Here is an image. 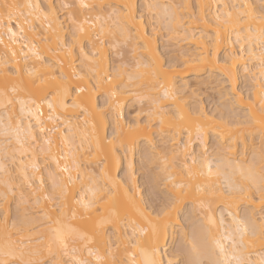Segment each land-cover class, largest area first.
<instances>
[{
	"label": "snow or ice",
	"instance_id": "1",
	"mask_svg": "<svg viewBox=\"0 0 264 264\" xmlns=\"http://www.w3.org/2000/svg\"><path fill=\"white\" fill-rule=\"evenodd\" d=\"M187 7L185 4L152 3L151 0L123 4L73 0L47 6L44 19L49 21V27L50 17L59 21L64 37L63 40L58 37L57 50L65 52L70 64L74 63L71 59L74 50L78 60L87 56L89 45L95 49L85 75L91 89L99 93L95 107L101 124L113 128L109 143L118 140L123 149L122 152L117 148L111 154L105 153L95 164V168H99L96 171L90 160L79 155L84 149L83 142L69 155L62 147L58 155H52V136L60 131L61 125L65 132H70L72 127L73 117L61 121L57 110L79 108L75 98L70 105L67 101L71 93L78 96L85 89L71 84L63 70V61L41 58L35 52L30 56L31 49L25 51L28 44H23L19 51L9 47L17 43L18 33L14 27L19 29L21 40L27 39L23 35L24 28L19 23L13 25V21L23 18L24 23H29V17L39 5L8 0L0 3V27L4 29L0 32V44H4V35L9 41L4 45L2 61L6 72L0 80V174L4 177L0 179L3 189L0 204L11 197L8 219L0 235V264H141L138 256L142 257V264H264V119L255 120L249 109L236 104L234 71V68L238 71L236 60L239 58L258 60L261 94L257 111L264 116V0L217 4L211 16V5L203 6L207 9L205 16H209L206 22L214 25L217 40L209 39L207 58L202 56L195 63L215 60L214 47L220 43L221 34L224 41L234 47L223 64L216 62L211 71L203 70L199 78L202 82L196 87L181 83L183 77L176 73L182 72L188 64L178 58L182 53L169 55V45H165L163 61L138 55L137 49L145 45H133L136 38L131 35L129 25V21L139 18L151 23L155 32L159 24L160 36L167 39V34L176 30L173 24L178 14L185 12ZM192 7L201 6L194 4ZM179 19L183 20L184 16L180 15ZM233 32L236 33L234 41L231 39ZM40 39L51 43L49 37ZM235 45H239L238 51ZM257 48L258 56L254 51ZM33 57L41 60L47 70L36 69ZM17 64L20 66L16 67ZM242 67L244 79L241 83L249 87L251 68L247 59ZM170 73L173 74L172 83L168 82ZM100 97L104 98L103 105L99 103ZM249 99H252L251 94ZM45 103L51 128L43 126L40 119L43 115L40 109ZM126 106L129 113L135 112V117L121 124L122 109ZM81 115L92 113L84 108L75 118ZM33 116L36 117L34 123ZM233 125L253 131L245 134L243 142H237L236 156L229 160L231 176L217 184L212 178L224 175V161L217 152L220 137L213 133L220 126ZM142 127L151 129V140L139 136ZM173 129L186 133L189 142L195 132L203 148L198 154H188L192 156L190 165L186 155V170L182 169L180 181L171 175H161L167 171L161 168V160L166 162L169 153L177 155L183 143L176 141ZM43 137L47 139L41 145ZM67 139L61 135L62 144ZM99 144L97 140L98 149ZM87 151L91 152V143ZM117 152L120 155L117 156ZM39 153L45 155V168L49 169L48 178L52 180L51 194L43 197L51 207H40L38 195L32 199L36 192L35 179L27 174V167L21 176L16 175L18 155L23 162L25 155L31 159V155ZM129 153L133 154L131 159ZM49 157L55 163V170H51ZM105 161L113 163L125 172V176L135 178L139 175L143 181L144 194L139 203L133 198L130 208L118 210L115 215L111 212L105 215L102 211L117 183L110 169L100 168ZM32 168L39 170L36 164H32ZM61 173L66 174L62 184L55 179ZM236 176L239 180L234 179ZM120 179L128 183L124 176ZM45 182L44 179L40 181L41 185ZM77 184L80 188L71 204L68 189ZM133 187L130 185L129 190ZM87 193H91V198ZM218 195L236 199V210L231 203L217 204ZM113 208H116L115 202ZM26 225L28 236L24 235ZM41 229H47L50 236L46 252L37 247L44 240ZM162 237L166 246L160 243ZM81 243L83 246L78 247Z\"/></svg>",
	"mask_w": 264,
	"mask_h": 264
},
{
	"label": "bare ground",
	"instance_id": "2",
	"mask_svg": "<svg viewBox=\"0 0 264 264\" xmlns=\"http://www.w3.org/2000/svg\"><path fill=\"white\" fill-rule=\"evenodd\" d=\"M3 0H0V3H2ZM8 2H16V3H31L33 5H39V8L33 12V15L29 17V23H24L23 18H21L20 21H13V25L19 23L24 28L23 35L27 38L25 40L20 39L19 35V29L14 27V31H17V43L13 45H9V47H13L14 50L19 51L21 46L23 44H28V48H25V51H28L29 48L31 51L29 52V55L31 56L33 52L37 53L41 58H47L52 61L61 60L63 61V70L66 72V74L69 77V80L71 84L74 87H80L84 88L85 91L82 93L77 94L75 92L70 94L69 100L67 103L70 105L72 103V99L75 98L76 102L80 104L79 108H71L68 109H58L57 115L61 116V121L66 122V117H73L71 120V131L65 132L63 126L61 125L60 131H58L55 135L52 136V140L54 141L53 148H52V155H58L59 149L62 147L64 150V153L66 155H69L72 151H74L77 146H79L82 142L84 144V149L81 150L79 155L85 157L87 160H90L94 170L99 171V168H95V164L98 160H101L104 158L105 153L111 154L115 152L117 148H120V142L118 140L113 141L112 143H109V141L112 140V134H113V128L111 126H107L105 124H101L100 122V116L97 112V109L95 107L96 104V98L99 96L98 92H95L90 87V81L88 79V76L85 75L89 71V66L92 63V53L95 51L89 45V47L86 49L87 56H81L80 59H75V50L73 52V56L71 59L74 61V63H69V58L66 57L65 52L63 50H57V40L58 37L60 40H63L64 33L60 30L59 27V21L53 19L50 17L51 21V27H49V21L44 19V13L48 11L47 6L49 4H55L59 6L62 3H71L73 0H8ZM86 2H99V0H86ZM105 2H111L116 4H123V3H130L133 2V0H105ZM145 3L149 2V0H144ZM152 3H160V4H185L187 5V9L185 12L178 14V18L176 22L173 24V27L176 29L173 32H169L167 34V39L164 37H161V39L164 38L165 43L168 44L172 49L168 53L169 55L176 54V53H182V55H179V59L181 61H185L188 64V67L185 68L182 72L178 71L176 75H179L183 77V80L181 81L182 84H185L187 86L193 87L197 86L198 83L202 82L200 81V76L203 74V70L207 68L209 71L213 69L216 62H219L220 64H223L224 60L228 57L229 53L233 51V45L230 43H226L223 38V34L219 37L220 43L216 44L214 47L215 51V60L212 62H209L207 59H205V62L202 64H197L195 61L199 60L202 56L207 58L208 48H209V39L211 38L213 41L217 40V37L215 35L214 25H211L207 23L206 21L209 19V16L213 15L216 12V5L217 4H229V3H237V2H243V0H151ZM247 2H252V0H247ZM258 2V0H257ZM200 5L201 7L193 9L192 5ZM204 5H211V13L209 16H205V12L207 11L206 8H204ZM221 11H226V9H221ZM195 12L196 15L193 16L192 13ZM183 15L184 19H179V16ZM36 17H40L37 19ZM4 22L7 23V19L5 17ZM129 25L131 28V35L135 37L136 39L133 41V45L139 43L145 45L143 49L138 48L137 54L142 55L144 57H148L150 59H156L158 61H163L164 59V53L160 51V48L163 47L161 44L160 47L158 45V36H159V24H157V31L153 32L152 25H150L147 22L141 21L139 18H137L135 21H129ZM238 27V26H237ZM34 29V30H33ZM3 27H0V32H3ZM243 35V34H242ZM40 37H49L51 39V43H45L43 42ZM4 44H0V80L3 79V73L6 72V69L3 67V59H4V52L5 47L4 45H8V36L4 35ZM231 39L234 41L236 39V33H231ZM162 43V42H160ZM32 45H35L33 48ZM184 48V50H182ZM227 49V50H226ZM235 49L238 51L239 45H235ZM58 51V54H57ZM256 56L259 55V50L254 49ZM105 54L107 55V49L105 50ZM19 59V56L17 57ZM248 60L249 67L251 68V72L249 74V87H247L248 94L245 96L238 91H236V104L240 108H247L250 110L253 118L255 120H261L264 119V116H262L257 111V106L260 103V69L258 67V60L255 57H245V58H239L236 60V65L238 66V71L234 68V71L236 72L235 76V82L237 85L238 81V75L239 73L242 74V77H244V70H243V64L245 63V60ZM81 61H83V65H81ZM33 63L36 69L41 71H46V66L41 62V60H36L35 57H33ZM252 65H257L256 67H252ZM12 65L10 64L9 67ZM20 65L17 64L16 67H19ZM83 66V71H81V67ZM75 73V75H74ZM172 75L169 74L168 82L172 83ZM83 76V79H79V77ZM190 77V78H189ZM255 79H252V78ZM186 78H189L187 81ZM249 94H251L252 99H249ZM219 98V97H218ZM101 102L100 105L104 104V98L100 97ZM127 99V98H124ZM225 99L227 100V93H225ZM123 102V101H122ZM39 103V101H37ZM19 106H17L18 108ZM29 108L32 111H35L34 108H32L31 105H29ZM84 108H87L92 115H81L79 119L75 118V115L77 113H80ZM128 108L127 106L122 109L123 116L125 109ZM40 112L43 113V115L40 117V119L44 122L43 126L47 128L52 127V123L48 121V114L49 110L47 108V104L45 103L44 106L40 109ZM63 113V115H61ZM95 117V119L93 118ZM135 117V116H134ZM132 117L131 119H133ZM33 123L36 120V117H32ZM130 120V119H129ZM87 121V123H86ZM27 119L25 120V123L27 124ZM127 120H121V124H126ZM113 123H115L113 121ZM96 125L95 128H93V125ZM165 128H167V122L165 124ZM38 131V129H37ZM126 131V128H125ZM173 131L176 133V141L180 143L183 141V143H180V148L178 149V154L173 155L172 153H169L167 161L161 160L160 166L162 169L166 168V172H162V176H168L171 175L175 178L176 181H180L183 179L182 169L186 170L185 168V158L187 155V163L191 164L192 156L188 155L191 153L198 154L201 151H203V148L200 145V141L196 139L195 132H193L192 140L189 142V137L186 133H181L178 129H173ZM253 131L252 128L249 127H242L238 125H233L231 127H225L220 126L216 129V131L213 133V135H218L220 137L218 142V148L217 152L218 154L223 158V166L222 170L224 175L220 177H213L212 179L219 184L221 181H226L228 177L231 176L232 168L229 167V160L232 157L236 156L237 152V142H243L244 136L246 133ZM67 136V142L61 143V135ZM140 137H147L149 140H151V129H144L143 127L140 130L139 133ZM231 137V139H230ZM44 139H47V137H43L40 140V144L43 145ZM131 139V138H129ZM97 140L100 141L99 149L97 148ZM205 140H207V136H205ZM250 142V139H249ZM91 143V152L87 151L88 145ZM187 144V147L184 145ZM206 146V145H205ZM46 148L47 146L44 145ZM171 147V145H170ZM123 149L120 148V152H122ZM120 152H117L116 155H120ZM132 153H129V159L132 158ZM49 163L52 164V169L55 170V163L52 162L51 157H49L48 160ZM17 164L19 167L17 168L16 175L21 176L24 172L25 167H27V174L30 177H34L35 179V189L36 192L33 195L32 199L35 200L36 196L38 195L41 199V205L40 207H51L50 202H45L43 197L50 195L52 192V180L48 178V171L49 169L45 168V155L44 153H39L38 155H31V159L29 158V155H25L23 158V162L20 161L19 155L17 159ZM32 164H36L38 169L40 167H43L44 176L46 177V181L48 184H50L48 191L45 193L41 191V173L37 171H33ZM60 166H64V161H60ZM100 168H108L110 169V174L116 179L117 183L113 186V191L111 196L105 201L103 205L102 211L105 215H107L109 212H111L113 215L116 214L118 210H122L125 207L130 208V200L135 199L137 203H139L141 193H140V186L138 185L137 179L135 178H129L125 176V172L120 171L117 167L113 165V163L109 161H105V163L100 164ZM126 168V164H125ZM121 173V175H119ZM66 176V174L61 173L59 176H57L55 179L57 183L62 184L63 178ZM124 176L126 179H128V183H124L123 180L120 179V177ZM3 174H0V179H3ZM203 179V178H200ZM234 179L239 180V176L234 177ZM40 184V185H38ZM134 185L132 190H129V186ZM163 188V184L161 185ZM80 188V185H75L74 188L70 187L68 189V199L71 202V204H74L73 197L76 195V191ZM169 188H171V182H169ZM2 187H0V191H2ZM31 192L32 190L29 189ZM81 196L84 195V193H80ZM88 197L91 198V193H87ZM190 199V197H188ZM11 200V197H9V201ZM9 201L5 202L3 204H0V213H5V215H0V235L3 233L5 221L8 219L7 213H8V205ZM11 202V201H10ZM113 202L116 204V208H113ZM231 203L233 204V210H236V199H229L228 197H224L222 195H218L216 199V203ZM258 206V205H257ZM142 207V205H141ZM69 215L71 213L69 212ZM175 222V219L174 221ZM73 223H80L79 221H74ZM105 227H109V225H105ZM9 228H11V223L9 224ZM41 232L44 233V240L42 243L38 244L37 247L44 248L46 252V245L49 242L50 236L47 232V229H41ZM186 231V230H184ZM129 233H131V227H129ZM24 235L28 236L29 233L27 231V225L25 226ZM35 236V234H32ZM161 245H165L164 238L162 237L160 240ZM78 247H82L83 244H78ZM137 260L141 262L142 264V257H137Z\"/></svg>",
	"mask_w": 264,
	"mask_h": 264
},
{
	"label": "rangeland",
	"instance_id": "3",
	"mask_svg": "<svg viewBox=\"0 0 264 264\" xmlns=\"http://www.w3.org/2000/svg\"><path fill=\"white\" fill-rule=\"evenodd\" d=\"M148 24L150 25V23H148ZM157 38H158V45H159V47H160L161 44L163 45V47L160 48V51L164 53V58H165V45H166V43H165L164 38L161 39L160 32H159V36ZM160 42H162V43H160ZM170 49H172V48L170 47ZM182 50H184V48ZM189 78H186L185 80L187 81ZM243 79H244V77H242V74L239 73V75H238V81H237V91L239 93H241V94H243V95L246 96L248 94L247 90L249 88L247 89V87H244L243 83H241L243 81ZM193 87H196V86H193ZM240 89H243V91H241ZM99 102H101V99H99ZM134 116H135V112L129 113V109L128 108L125 109V111H124V120H127V121L129 119L131 120V118L134 117ZM38 171L41 173V179H44L46 181L47 179L44 176L45 174L43 172V167L41 166ZM119 175H121V173H119ZM136 179H137L138 185H141V183H143V181H142V179H141V177L139 175L136 176ZM38 185H40V184H38ZM49 186H50V184H48V182L46 181L43 185H40L41 191H43V192L46 193L48 191ZM140 193H141V196H143L144 190H143V187L142 186H140ZM10 201H9V204L11 203ZM8 208H9V205H8ZM13 210H14V205H13ZM10 223L11 222L9 221V224Z\"/></svg>",
	"mask_w": 264,
	"mask_h": 264
}]
</instances>
